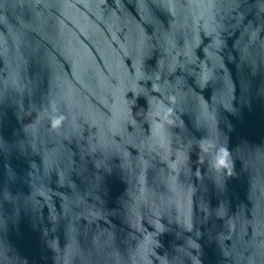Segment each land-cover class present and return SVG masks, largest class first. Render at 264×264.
<instances>
[{
	"label": "water",
	"instance_id": "1",
	"mask_svg": "<svg viewBox=\"0 0 264 264\" xmlns=\"http://www.w3.org/2000/svg\"><path fill=\"white\" fill-rule=\"evenodd\" d=\"M0 264H264V0H0Z\"/></svg>",
	"mask_w": 264,
	"mask_h": 264
},
{
	"label": "clouds",
	"instance_id": "2",
	"mask_svg": "<svg viewBox=\"0 0 264 264\" xmlns=\"http://www.w3.org/2000/svg\"><path fill=\"white\" fill-rule=\"evenodd\" d=\"M60 120L56 119L52 122L53 127H57L60 124ZM228 150L226 148H223L219 151L218 157H217V161L216 164L214 165L217 168H224L227 169L228 168Z\"/></svg>",
	"mask_w": 264,
	"mask_h": 264
}]
</instances>
